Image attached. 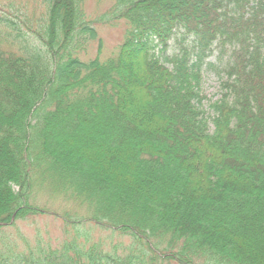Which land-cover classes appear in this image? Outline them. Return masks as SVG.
<instances>
[{
  "label": "trees",
  "instance_id": "1",
  "mask_svg": "<svg viewBox=\"0 0 264 264\" xmlns=\"http://www.w3.org/2000/svg\"><path fill=\"white\" fill-rule=\"evenodd\" d=\"M32 1L24 23L0 12V264H264V0H109L95 18ZM117 23L116 52L84 59ZM42 215L60 238H10Z\"/></svg>",
  "mask_w": 264,
  "mask_h": 264
},
{
  "label": "rangeland",
  "instance_id": "2",
  "mask_svg": "<svg viewBox=\"0 0 264 264\" xmlns=\"http://www.w3.org/2000/svg\"><path fill=\"white\" fill-rule=\"evenodd\" d=\"M110 4L109 0H86V14H88V17L95 18L100 13L105 12ZM34 5H37V3H33L32 0H0V12L11 18L17 16L19 21L24 23L29 20V15L33 12ZM125 30L126 26L124 23H117L114 26H96L97 40L87 46L86 51L82 54L83 58L93 59L98 57L100 60H105L112 56L121 44ZM209 63L213 66L204 67L200 90L203 98L201 107L207 118L211 116L212 104L219 100L222 94L221 84L223 77L221 69L224 65L222 58L216 56L210 57L207 60V64ZM43 202L45 204L52 203L46 199ZM50 209L57 210L58 204L53 203ZM15 226L17 229L11 228L7 230L10 238H15V234L18 233L33 244L37 239H42L45 242L50 240L52 242L60 238L62 234L60 220L52 216H36L31 221L16 222Z\"/></svg>",
  "mask_w": 264,
  "mask_h": 264
}]
</instances>
